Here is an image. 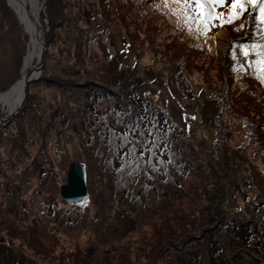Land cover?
<instances>
[{
  "label": "rangeland",
  "instance_id": "obj_1",
  "mask_svg": "<svg viewBox=\"0 0 264 264\" xmlns=\"http://www.w3.org/2000/svg\"><path fill=\"white\" fill-rule=\"evenodd\" d=\"M39 1L41 6L45 4L46 9L47 0ZM62 1L63 4L67 1V4H72L71 7L85 9V12L87 10L90 13L94 6L96 10L103 8L98 4L99 0H84L85 7L82 8L78 7L82 0ZM115 2L120 6L114 4ZM112 3L111 10L115 11L119 19V21L115 19L112 26L117 29H112L110 34H105L96 44L94 42L91 44V56L98 55L102 62L115 66L122 64L126 69V75L131 76L129 80L136 79L139 88L149 90L156 103L172 121L176 124H181L186 118L192 121L193 126H197V136L193 137L202 138L207 147L210 145L214 147L219 137L220 130L215 126L216 121L228 122L226 131L229 133L223 132L230 135L225 140L241 155L248 130L240 122L241 119L229 115L231 110L228 107L219 105L213 112L215 106L212 103L213 93L218 94L223 84L225 55L231 36L235 34L236 25L213 29L205 43L204 38L196 39L195 33L190 35L186 30L177 27V20L170 11L177 7L173 3L167 6L164 0H113ZM156 5L161 9L164 5V9L155 10ZM132 6L141 10L139 25L130 17L129 9L133 8ZM9 11H12L13 15L15 13L17 17L15 19L19 21L16 30L20 36L16 34L14 25L12 26L14 19ZM138 12L136 10L133 14L136 15ZM56 20L61 23L59 16ZM47 21L45 39L49 41L42 73L48 77H55L59 76L58 60L64 55L62 36L68 24L63 21L61 27L53 28L49 17ZM180 23L182 25L183 21ZM19 24L27 34L26 39L22 30L20 31ZM19 38L26 44L24 51L26 53L22 55L21 66L19 67L18 62V69L16 68L15 72L16 60L11 58L17 57ZM28 39L29 35L18 12L12 8L8 0H1L0 56L9 51V60L7 65L0 63V87L9 73H17V78L10 79L7 82L8 87L21 77L28 52ZM193 45H200L203 50ZM209 46L211 51L208 50ZM2 59L5 63L4 56ZM172 64L178 71L175 75L171 71ZM112 65H108L110 71ZM130 68L135 69L129 71ZM175 78L177 86L174 85ZM242 79L244 81L248 78L243 76ZM247 84L257 91L255 109L249 113V121L260 122L257 126L259 133L263 131L260 126L264 122V89L256 86L251 79ZM7 89L0 90V94ZM73 91L76 93L73 94ZM33 92L35 94H32ZM86 92L51 86L45 81L31 83L28 93L26 91L25 101L17 112L18 114L21 111L22 114L13 115L9 122H4L8 123L7 126L0 127V264H156V257H159V264H173L174 250L163 256L158 255L157 250L168 239L166 237L180 239L182 237L180 230L183 228L188 230L189 218L193 221L190 209H197L198 213L201 209L196 202L189 208L186 203L179 201L177 203L174 200L176 206L165 213L146 212L141 207L150 205L155 200L152 198L154 196L151 189L144 188L146 182L144 179L125 191L134 197L137 202L134 205L119 199L123 188L109 189L110 178L116 173L110 171L109 167L97 166L100 136L97 133L91 135L96 127V117L98 120L106 121L104 118L99 119L101 116L94 111L99 106L96 101L90 111L86 107L83 108L82 129L74 131L70 126H66L61 141H57L59 137L56 132L45 129V124H49V121H40L37 127L33 125L34 115L27 105V99L37 101L44 99L43 96L46 101L52 99L57 102H51L52 106L60 108L65 117L67 111L60 106L64 103L73 106L76 97ZM115 100L117 97L112 95L104 102H108L107 105L110 106L114 105ZM2 108L0 107V117L7 110ZM34 108L37 111L36 107ZM126 109L131 110L130 106ZM258 109L261 110L259 113ZM184 115L190 117L184 118ZM108 116L112 118V115ZM124 118L129 119V116L124 115ZM62 119L60 116L57 117V121H52L54 126L62 122ZM72 119L73 115L70 117V120ZM72 123L78 121H69V124ZM25 128L30 131L32 129V133L22 138L20 133L24 134ZM103 131L105 129H102ZM90 135L92 139L97 137L94 151L89 148ZM21 142L22 147L18 145ZM123 143L127 146L126 154L134 158L132 147L125 141ZM72 160L88 162L87 189L91 203L82 217H78L76 212L83 209L71 206L59 192L60 186L66 182L67 165ZM39 161L48 164L43 173L37 171ZM169 171L171 173V169ZM166 184L165 192L170 189ZM188 184L189 181L185 187ZM258 190L259 188L254 186L253 191ZM109 193L114 194L111 199ZM157 193H161V189ZM108 205L114 211L124 210L127 215L118 212L120 218L109 216V213L114 211H109Z\"/></svg>",
  "mask_w": 264,
  "mask_h": 264
},
{
  "label": "trees",
  "instance_id": "obj_2",
  "mask_svg": "<svg viewBox=\"0 0 264 264\" xmlns=\"http://www.w3.org/2000/svg\"><path fill=\"white\" fill-rule=\"evenodd\" d=\"M48 2H50L51 9L48 8ZM65 2L66 4H63L62 0H47V10L45 9L53 28L61 27L63 21L68 24L64 36H62L64 55L61 60H58L57 73L59 76L48 77L47 74H43V64L39 78L28 84L27 93L31 83L41 81H45L51 86L56 85L64 89L86 90L87 92L84 95L75 96L73 106L68 103L60 106L64 111H67L65 117L60 108L52 106L51 102L57 103L52 99L46 101L45 96H43L44 99L37 101L27 99V105L34 115L33 125L37 127L41 123L40 121H49V124H45V129L56 132L59 137L57 141H61L66 126H70L74 131L82 129L83 108L86 107L90 111L96 101L99 106L94 111L101 116L99 119L104 118L106 121L98 120L96 117V127L91 135L97 133L100 136L96 158L97 166L109 167L110 171L116 173L110 178L109 189L111 187L113 189L115 187L123 188L119 199L134 205L137 203L134 197L125 191L130 190L141 179H144L146 180L144 188L151 189L154 196L152 198L155 200L152 201V204H147L144 207L139 205L146 212L165 213L176 206L173 203L174 200L177 203L178 201L186 203L189 208L196 202L201 209L200 213L197 209H190L193 213V221L188 219L190 222L188 230L185 228L180 230L182 237L178 240L166 237L168 239L157 250L158 255L163 256L170 250H174L173 264H264V122L260 126L263 131L258 133L257 126L260 122L249 121V113L255 109L257 91L247 83L251 79L256 83V86H261L264 89V85L254 78L251 70L248 73L233 72L230 67L233 61L229 56L233 42L250 43L245 38V32L254 31L251 24L244 30L235 31V34L231 36L225 55L223 84L220 86L218 94L213 93L212 100L215 106L213 112L219 105L228 107L231 110L229 115L241 119L240 122L248 130L245 143L242 146V154L239 155L225 140L230 135L226 134L229 133L226 131L228 122L216 121L215 126L220 130L219 137L214 147L211 145L207 147L202 138L193 137L197 136V126H193L192 121L186 118L190 116L184 115L186 121L176 124L156 103L149 90L139 88L136 79L129 80L131 76L126 75V69L122 64L115 66L99 60L100 56L97 54V56H91V44L93 42L96 44L105 34L108 35L113 31L112 29H117L112 26L115 19L119 21L115 11L111 10L113 0H99L98 4L103 6L102 10H96L94 6L91 13L87 10L85 12V9L73 8L72 4ZM114 4L120 6L118 2ZM83 6L85 7L84 0L78 7L82 8ZM132 7L129 9L130 17L139 25L138 19L141 16V10ZM2 8L5 9L3 6ZM163 9L164 5L162 9L157 5L155 7V10ZM136 10L139 12L134 15ZM9 12L14 19L12 26L14 25L16 34L19 35L16 30L19 21L15 19V13L14 16L12 11ZM58 16L61 23L56 22ZM125 17L124 15L123 18ZM54 19L55 22H53ZM238 24L235 28L238 27ZM19 26L24 39H26L27 34L24 33L20 24ZM20 39L17 41V57L11 58L16 60L15 72L16 68L18 69V62L19 67L21 66L22 55L26 53L24 52L26 44L23 39H21L22 41ZM45 40L47 44L46 56L49 39ZM0 49L2 48L0 47ZM3 56L5 63L2 61ZM8 60L9 51L0 56V63L7 65ZM108 65H112L111 71ZM134 69L130 68L129 71ZM171 69L174 75L178 73L173 64ZM86 73L92 75H85ZM16 76L17 73H9L0 90H6L9 85L7 82ZM243 76H247L248 79L243 81ZM78 77L83 79H78ZM174 82V85L177 86L176 78ZM112 95L117 97V100L114 105L109 106L108 102H104V100L109 99V96ZM127 106H130L131 110H127ZM260 111L258 109L257 113ZM108 114L112 115V118ZM72 115L73 119L70 120ZM124 115L129 116V119L124 118ZM60 116L63 117L62 122H58L57 126H54L52 121H57V117ZM69 121H78V123L69 124ZM7 124L3 123L0 127L7 126ZM25 129L23 130L24 134L19 132L22 138L32 133V129L31 131ZM102 129L105 131L102 132ZM149 130H151V135H149ZM125 132L128 133L126 143L132 147L131 149H135L134 152L132 151L135 155L134 158L126 154L127 146L118 135ZM16 133L18 134V132ZM91 135L89 148L94 151L97 137L92 139ZM21 144L22 142L18 145ZM149 148L152 149L151 153L147 150ZM141 153L143 156L140 155ZM149 159L151 163H148ZM85 164L87 172L88 162ZM47 166L48 164L45 162L39 161L37 163L38 173H43ZM153 167L157 170H153ZM169 169H171V173ZM187 181L189 184L185 187ZM165 183H167L166 186H170L166 192L164 191ZM254 186H257L259 190L253 191ZM172 187L174 189H171ZM160 189L161 193L158 194ZM113 196L114 194L109 193V199ZM138 202L142 203L140 200ZM90 203L88 197L81 206L69 204L77 209H83L76 212L78 217H82ZM108 208L109 211H114L109 205ZM114 212L109 213V216L120 218L121 215L118 212L127 215L124 210L117 209ZM185 216L190 217L186 214ZM169 261L167 260V262ZM155 263L159 264V257L155 258Z\"/></svg>",
  "mask_w": 264,
  "mask_h": 264
},
{
  "label": "snow or ice",
  "instance_id": "obj_3",
  "mask_svg": "<svg viewBox=\"0 0 264 264\" xmlns=\"http://www.w3.org/2000/svg\"><path fill=\"white\" fill-rule=\"evenodd\" d=\"M169 3L177 5L176 8L170 9L177 20V27L186 30L190 35L195 33L196 39L204 38L205 43L213 29L236 25L239 22L234 30L241 31L251 24L254 31L245 32V38L250 43L233 42L229 50L233 61L230 67L237 73H248L251 70L254 78L264 85V0H164L166 6ZM180 21H183L182 25ZM193 46L203 50L200 45ZM208 50L211 51V46ZM118 135L122 141H128L127 132ZM147 150L152 152L151 148ZM131 151L134 152L135 149ZM140 155L143 156V153ZM148 163H151L150 159ZM153 170L157 169L153 167Z\"/></svg>",
  "mask_w": 264,
  "mask_h": 264
},
{
  "label": "water",
  "instance_id": "obj_4",
  "mask_svg": "<svg viewBox=\"0 0 264 264\" xmlns=\"http://www.w3.org/2000/svg\"><path fill=\"white\" fill-rule=\"evenodd\" d=\"M41 15L44 23V27H40L39 25L37 28L41 29V36H40V53L36 64L34 65L33 69L30 70L26 75L23 82L22 88V97L17 105L13 110L9 111L8 113L3 114L0 117V124L8 121L13 115L17 114L19 109L21 108L22 104L25 101L27 85L30 81L36 80L39 78L45 58V52L47 49V44L45 40V32L47 30V15L45 12V4L43 3L41 6ZM12 84L8 87L10 88ZM8 90V89H7ZM60 196L70 204L76 205H83L86 202L88 189H87V172H86V164L83 161L79 160H72L68 163L67 166V174H66V182L60 186Z\"/></svg>",
  "mask_w": 264,
  "mask_h": 264
},
{
  "label": "bare ground",
  "instance_id": "obj_5",
  "mask_svg": "<svg viewBox=\"0 0 264 264\" xmlns=\"http://www.w3.org/2000/svg\"><path fill=\"white\" fill-rule=\"evenodd\" d=\"M8 2L20 16L25 31L29 35V46L21 77L7 91L0 94V107L7 108L6 113L17 107L21 100L25 75L33 69L40 53L41 29L37 26L44 27L39 0H8Z\"/></svg>",
  "mask_w": 264,
  "mask_h": 264
}]
</instances>
